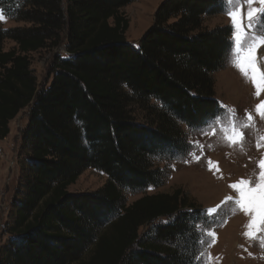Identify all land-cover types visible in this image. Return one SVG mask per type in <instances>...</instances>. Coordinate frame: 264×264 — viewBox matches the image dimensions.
<instances>
[{
  "label": "trees",
  "instance_id": "obj_1",
  "mask_svg": "<svg viewBox=\"0 0 264 264\" xmlns=\"http://www.w3.org/2000/svg\"><path fill=\"white\" fill-rule=\"evenodd\" d=\"M132 1L0 0L5 16L27 23L0 25V139L30 107L29 158L0 264L202 263L207 212L182 188L131 204L124 195L162 186L167 171L156 161L190 150L182 125L202 128L222 112L214 75L233 28L205 25L225 12L223 0H163L135 47L124 11ZM7 39L16 43L8 50ZM63 44L67 56L54 58L53 79L39 90L30 54ZM88 168L108 181L69 191ZM162 217L169 221L156 223Z\"/></svg>",
  "mask_w": 264,
  "mask_h": 264
},
{
  "label": "rangeland",
  "instance_id": "obj_2",
  "mask_svg": "<svg viewBox=\"0 0 264 264\" xmlns=\"http://www.w3.org/2000/svg\"><path fill=\"white\" fill-rule=\"evenodd\" d=\"M163 0H133L124 11L130 25L126 32L127 41L137 47L142 36L153 25L158 5ZM254 7H260L257 2ZM27 23L16 21L7 16L0 19V25L6 28L24 26ZM205 25L212 29L219 26H231L226 11L205 17ZM232 27V26H231ZM233 37V33H232ZM233 42V40H232ZM16 43L7 39L6 50ZM264 45L256 50L259 61L257 67L264 71ZM59 55L65 58L64 44L52 49H40L30 54L31 68L36 74L39 90L49 86L53 79L52 65ZM215 78V97L222 112L218 115L222 122L202 128L190 129L182 125L190 143L189 152L181 157L158 160L156 163L166 169L165 183L159 187H149L142 192H125V202L131 204L144 194L173 192L182 188L190 200L207 212V223L198 226L200 232L201 264H264V246L259 239H251L243 233L250 217L239 210L235 200L225 202V198L235 197L237 193L231 184L241 178L256 180L260 173L258 162L264 158V118L255 110V106L264 101V92L255 95L256 87L250 78H246L233 66L228 56L225 65L217 71ZM250 94V95H249ZM234 110L236 124L251 113L253 123L241 129L242 143L230 144L224 141L222 129L229 125L232 117L228 113ZM30 107L23 109L10 121V133L0 139V258L10 240L9 227L12 224L13 201L20 197L22 190V168L29 158L24 147V132L29 123ZM137 121L144 122L145 112L134 110ZM213 121V120H212ZM215 129L213 134L212 129ZM259 145V146H258ZM209 161L212 162L211 166ZM108 175L94 168L86 169L78 180L69 186L71 192H95L108 181ZM264 201V194H259ZM169 218H159L156 223L168 222ZM148 229L145 226L142 232ZM208 233H215L210 236Z\"/></svg>",
  "mask_w": 264,
  "mask_h": 264
},
{
  "label": "snow or ice",
  "instance_id": "obj_3",
  "mask_svg": "<svg viewBox=\"0 0 264 264\" xmlns=\"http://www.w3.org/2000/svg\"><path fill=\"white\" fill-rule=\"evenodd\" d=\"M257 2L260 7L253 6ZM223 3L233 28V47L229 53L230 62L242 75L252 80L256 87L255 95L260 96L264 92V71L257 67L259 61L255 53L257 48L264 45V0H223ZM5 13L6 9L0 8V19H4ZM255 110L264 118V101L256 105ZM227 115L232 119L229 121V125L222 129L224 141L230 144L242 143L241 129L252 125L251 113H247L239 125L236 124L234 110ZM221 122V117L217 116L208 123L211 126ZM212 131L215 134L214 128ZM211 164L212 162L209 161L210 166ZM258 167L260 173L255 181L251 177L241 178L230 185L237 195L226 197L225 202L235 200L239 210L249 215L250 219L245 225L246 231L243 234L251 239H259L261 245L264 246V201H261L259 195L264 194V158L258 162ZM206 211L211 213L215 209ZM208 235L214 237L215 233H208Z\"/></svg>",
  "mask_w": 264,
  "mask_h": 264
},
{
  "label": "bare ground",
  "instance_id": "obj_4",
  "mask_svg": "<svg viewBox=\"0 0 264 264\" xmlns=\"http://www.w3.org/2000/svg\"><path fill=\"white\" fill-rule=\"evenodd\" d=\"M262 54H264V50L262 51ZM250 95V94H249Z\"/></svg>",
  "mask_w": 264,
  "mask_h": 264
}]
</instances>
